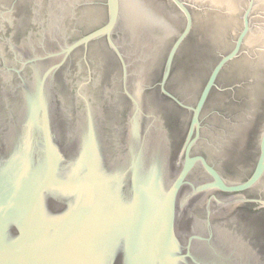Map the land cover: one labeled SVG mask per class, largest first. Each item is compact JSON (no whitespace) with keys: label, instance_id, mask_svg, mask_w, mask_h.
I'll return each instance as SVG.
<instances>
[{"label":"water","instance_id":"water-1","mask_svg":"<svg viewBox=\"0 0 264 264\" xmlns=\"http://www.w3.org/2000/svg\"><path fill=\"white\" fill-rule=\"evenodd\" d=\"M0 264H264V0H0Z\"/></svg>","mask_w":264,"mask_h":264},{"label":"flooded vegetation","instance_id":"flooded-vegetation-1","mask_svg":"<svg viewBox=\"0 0 264 264\" xmlns=\"http://www.w3.org/2000/svg\"><path fill=\"white\" fill-rule=\"evenodd\" d=\"M209 35L207 27L201 25L195 27L189 45V49L194 58L195 55H198L203 61H210L212 57H215L213 53L215 45L211 42V36ZM256 134L259 135V133Z\"/></svg>","mask_w":264,"mask_h":264}]
</instances>
